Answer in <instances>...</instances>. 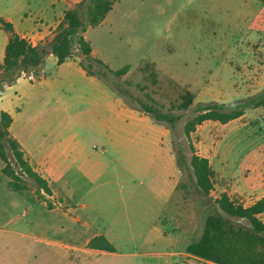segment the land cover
Returning <instances> with one entry per match:
<instances>
[{
    "label": "crops",
    "instance_id": "1",
    "mask_svg": "<svg viewBox=\"0 0 264 264\" xmlns=\"http://www.w3.org/2000/svg\"><path fill=\"white\" fill-rule=\"evenodd\" d=\"M81 2L7 1L12 11L0 18L21 38L38 33L40 46L53 39L65 13ZM180 2L120 0L100 25H86L75 38L83 36L92 57L111 69L129 66L126 75L148 61L191 92L203 87L233 92L212 96L211 103L241 107L237 92L264 93V2ZM9 36L0 24V66ZM134 42L142 44V55L126 61ZM82 60L76 44L63 63L50 53L39 76H20L0 87V110L12 117L10 136L50 190H41L42 198L31 186L16 191L0 165L14 213L0 228V264H58L57 254L37 247L51 235L67 241L53 244L68 264H214L188 254L190 242L180 247L182 234L162 227L164 214L182 199L171 130L133 108L114 83L88 75ZM245 115L200 125L206 127L205 144L204 153H197L209 159L215 190L240 198L244 206L241 195L264 189V169L242 163V178L236 180L229 164L234 148L228 135H239ZM22 192L30 195L14 194ZM99 236L114 250L89 247Z\"/></svg>",
    "mask_w": 264,
    "mask_h": 264
},
{
    "label": "trees",
    "instance_id": "2",
    "mask_svg": "<svg viewBox=\"0 0 264 264\" xmlns=\"http://www.w3.org/2000/svg\"><path fill=\"white\" fill-rule=\"evenodd\" d=\"M118 1L120 0H82L75 8L65 13L53 39L40 46L28 44L15 33L11 23L0 18L2 28L10 35L4 60L0 66V87L3 84H12L20 77L21 70L35 77L39 76V67L50 53L57 57L59 64L63 63L72 55L75 43L83 56L82 67L88 75L97 76L106 82H109L107 75L123 79L130 70L129 66L119 70L111 69L101 60L92 57L91 44L83 36L75 38L77 33L85 30L86 25L91 27L100 25ZM96 66L102 71L96 69ZM137 71L142 75L144 83L125 80L126 85L134 86L145 93L148 88L146 83L156 85L161 92L164 87L159 83H164L170 89L178 91L177 97L170 102L166 111H163L165 107L159 100L154 99L151 93H145L147 101H144L125 92L119 86L116 90L127 103L132 104L133 108L150 116L155 122L165 124L173 135L180 120V116L173 112L188 110L194 103V93L174 82L148 61H143ZM254 104L264 107V94ZM244 114L245 110L242 107L212 103L197 108L196 114L184 124V134L192 151L189 168L197 189L205 196H209L215 190V172L211 168L209 159L195 151L191 135L205 122L215 121L226 124L241 118ZM11 124L12 117L0 110V160L4 163L2 172L10 178V186L16 191L30 189L29 181H33L38 190L37 196L42 198L40 191L49 194L50 190L46 182L33 170L19 144L10 136ZM9 153L15 165L12 164ZM176 157L182 168V157L177 154ZM215 203L217 210L206 217L201 236L186 246V252L214 264H264V221L260 218L264 212V198L250 206H244L240 198L231 197L227 192H223ZM89 247L114 250L104 236L93 238L89 242Z\"/></svg>",
    "mask_w": 264,
    "mask_h": 264
},
{
    "label": "rangeland",
    "instance_id": "3",
    "mask_svg": "<svg viewBox=\"0 0 264 264\" xmlns=\"http://www.w3.org/2000/svg\"><path fill=\"white\" fill-rule=\"evenodd\" d=\"M7 1L12 2L13 0H0V14L6 15L8 12L12 11L11 7L7 5ZM180 3L184 6L185 0H181ZM83 16L85 19V13L83 14ZM136 29L139 30V27H137ZM133 45L134 46L131 53L124 54L126 61H136L133 58L136 59L142 55V44H140L139 42H134ZM75 46L76 44H74V47ZM233 61L235 63L239 62L237 58H234ZM115 67H121V64ZM96 69L102 71V69L97 66ZM125 80H131L136 83H144L142 75L138 71L126 75L123 79H118L116 77L107 75V81L114 83L125 92L130 93L133 96L140 98L141 100L147 101L145 93H151L152 97L159 100L165 107L163 111H166L170 102L173 101L178 95V91L170 89L164 83H159L164 87V90L161 92L158 90V87L156 85L153 86L152 84H150V82H148L146 83L148 88L145 90V93H143L134 86L126 85L124 83ZM193 93L195 95V100L193 105L188 110L173 112V114L180 116V120L176 124L175 133L173 134V144L176 154L182 157V180L180 184V189L182 192L181 203L179 207L175 205L170 208L161 219L163 223L162 227L164 230L169 231L170 234H173L174 231H178L182 234L180 236L178 244L180 247L188 242L198 239L201 236L206 217L217 210L215 200L220 195V189L214 190L209 196L203 195L197 189L194 176L191 169L189 168V159L192 155V151L189 147L187 137L184 134V124L188 119L192 118L196 114L197 108L212 104L210 101L212 96H227L233 92L220 91L216 89L212 90L211 88L207 89L203 87L201 89L195 90ZM237 94H239L241 96L240 98H242H239V102L241 104V107L246 111V115L243 119L244 127L240 128L241 130L239 131V135L237 137H234V134L232 132H230L228 135V141L234 148V152L229 159V164L233 168V174L236 180L242 178V163L244 164V166L249 164L250 168L255 167L258 168V170L264 169V112L262 106H257L254 104L264 93L254 91H239L237 92ZM255 108L260 109L255 110ZM230 129H232L233 131V128ZM234 130H236V128H234ZM212 131L215 132V129H212ZM205 132L206 127H198L197 130L191 135L192 144L194 145L195 151L197 153H200V151L204 153L205 143L203 141ZM9 158L12 164L15 165L11 153H9ZM2 164L3 162L0 160V165ZM135 177L144 178V176L139 175ZM29 185L31 186V188H37L33 181H29ZM14 194L22 198L30 195V193L23 192ZM240 197L246 204V206H249L252 202L260 198H264V189L260 193H244ZM10 201L11 196L7 193L0 180V228L3 227V223L5 220L12 218L14 215L11 210L12 207L10 205ZM260 218L264 221V213L260 216ZM43 237H45V240L43 241V243H38L37 247L43 249L44 251H52V253L57 254L59 256L57 257L59 260L58 264H68L65 260L60 261L61 253L56 247H54L53 244V242L64 244L67 243V241L57 235ZM36 257L37 261H39V256ZM36 257L31 256L30 260L33 261Z\"/></svg>",
    "mask_w": 264,
    "mask_h": 264
},
{
    "label": "built area",
    "instance_id": "4",
    "mask_svg": "<svg viewBox=\"0 0 264 264\" xmlns=\"http://www.w3.org/2000/svg\"><path fill=\"white\" fill-rule=\"evenodd\" d=\"M56 33V31H55ZM28 44H30L31 46H38V43L40 41V35L38 33H32V34H26L22 37ZM19 75L21 77H24V78H30L32 79L33 78V75L32 74H28L26 73L25 71L21 70L19 71ZM56 207L58 208H62V204L60 203H57L55 204ZM264 213V212H263ZM262 213V214H263ZM261 214V215H262ZM260 215V216H261Z\"/></svg>",
    "mask_w": 264,
    "mask_h": 264
}]
</instances>
